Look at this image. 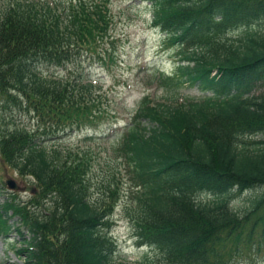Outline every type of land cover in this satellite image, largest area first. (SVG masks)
I'll list each match as a JSON object with an SVG mask.
<instances>
[{"label":"trees","instance_id":"16d2710c","mask_svg":"<svg viewBox=\"0 0 264 264\" xmlns=\"http://www.w3.org/2000/svg\"><path fill=\"white\" fill-rule=\"evenodd\" d=\"M127 1L149 9V26L164 34L175 67L146 80L156 78L164 99L137 102L110 143L111 168L98 187L89 151L50 142L97 128L107 111L95 102L101 90L81 71L50 70L95 52L111 31L110 0L1 1L0 96L35 127L3 120L0 156L34 182L38 201L36 194L5 200L0 218L11 215L0 232L7 237L11 218L26 230L15 228L24 264H232L238 251L264 247V0ZM189 88L204 96H183ZM122 170L135 188L129 222L156 258L117 259L102 232ZM254 190L262 193L249 208L235 210V200Z\"/></svg>","mask_w":264,"mask_h":264},{"label":"rangeland","instance_id":"374dc122","mask_svg":"<svg viewBox=\"0 0 264 264\" xmlns=\"http://www.w3.org/2000/svg\"><path fill=\"white\" fill-rule=\"evenodd\" d=\"M0 0V4H1ZM50 4H59L66 2H76V0H43ZM110 12L113 18L111 31L96 46L95 52H81L78 65H67L64 68L50 70L66 77L72 75L75 70L81 71L88 80L92 81L95 87L100 88V98L95 102L105 109L103 118L96 122L99 126L97 136H104L101 140L86 142L83 140L90 130L81 132H72L60 139H54L51 145L56 144L60 148L75 149L78 152H90L91 172L90 177L93 183L98 186L108 174L109 160L112 153L108 149L110 141H107L110 130H115L119 134L130 119L132 109L138 100L149 95L155 99H164L165 93L157 85L156 78H151L153 71H163L171 73L175 67V53L172 54L169 48L164 47L160 39V34L149 27L150 12L145 5L138 2L129 3L127 0H110ZM169 49V50H168ZM168 50V51H167ZM186 87V86H185ZM183 96L198 99L203 97L197 89H182ZM3 99V100H2ZM10 123V126L24 125L26 129H33L35 123L28 113L12 106L11 102L0 96V127L4 122ZM9 120V121H8ZM98 128V127H97ZM111 138L109 137V140ZM119 167L122 169L125 162L119 160ZM108 164V166H107ZM112 170V169H111ZM11 178L15 183L22 187V191L10 192L6 189L4 180ZM119 189L116 202V211L110 216L111 229L103 227L104 234L110 236L116 248L123 251L124 256L129 261H136L145 255L156 258V253L150 248H140L133 238V226L129 222L126 208L130 207L132 202L131 192L134 191L124 171L119 176ZM0 203L1 198L13 196L17 201L27 202L31 194L37 197L32 201H38V191L34 182L27 176H21L12 168L8 167L0 156ZM262 190L252 191L238 197L233 205L235 210L242 213L249 208V198L258 196ZM33 198V197H32ZM2 221L0 219V227ZM11 224V221H9ZM24 232V229L21 228ZM1 234V232H0ZM18 233L10 230L6 239L0 238V263L23 264L22 259L16 254L19 247ZM119 255H116L118 257ZM232 264H264V247L259 251L256 249L247 250L240 254L238 251L234 254Z\"/></svg>","mask_w":264,"mask_h":264},{"label":"water","instance_id":"95a60500","mask_svg":"<svg viewBox=\"0 0 264 264\" xmlns=\"http://www.w3.org/2000/svg\"><path fill=\"white\" fill-rule=\"evenodd\" d=\"M6 186L8 189L11 190H18V186L15 184V182L11 179H6Z\"/></svg>","mask_w":264,"mask_h":264}]
</instances>
